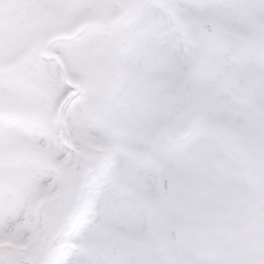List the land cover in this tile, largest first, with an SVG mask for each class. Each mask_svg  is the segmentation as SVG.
<instances>
[{
  "label": "snow or ice",
  "instance_id": "obj_1",
  "mask_svg": "<svg viewBox=\"0 0 264 264\" xmlns=\"http://www.w3.org/2000/svg\"><path fill=\"white\" fill-rule=\"evenodd\" d=\"M0 264H264V0H0Z\"/></svg>",
  "mask_w": 264,
  "mask_h": 264
}]
</instances>
